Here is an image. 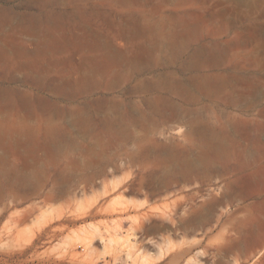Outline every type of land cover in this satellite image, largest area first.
<instances>
[{
    "label": "rangeland",
    "instance_id": "374dc122",
    "mask_svg": "<svg viewBox=\"0 0 264 264\" xmlns=\"http://www.w3.org/2000/svg\"><path fill=\"white\" fill-rule=\"evenodd\" d=\"M93 3L86 15H101L89 21L88 29L99 31L128 58L142 47L143 38L130 43L121 28L138 26L147 33L155 29L175 36L172 47L183 45L185 51L172 61L173 69L201 66L207 76L202 94L195 91L201 102L191 106L193 114L182 113L184 121L157 115L161 129L151 151L137 153L132 145L109 142L104 157H111L115 166L105 161L101 169H83V163L58 157L42 141L1 144V166L25 173L41 157L44 177L40 191L33 181L17 190L15 198L0 192V264H185L182 254L177 255L183 249H190V257L198 256L200 264H234L232 257L220 261L215 249L234 226L246 227L242 239L249 253L238 264H264V248L253 236L264 225V0ZM82 25L67 27L63 35L75 43L90 41ZM32 47L29 44L28 50ZM73 51L48 53L41 59L13 54L6 66L32 65L55 70V78L71 72L80 78L84 67L120 65L101 55L93 58ZM196 54L201 55L197 62ZM75 169L79 170L73 173ZM223 179L231 183L224 206L208 213L209 224L200 228L193 220L194 209L222 195L218 189ZM167 180L169 193L155 196L152 192L164 190ZM11 184L5 180L4 189ZM95 228L102 233H95ZM82 232L89 234L91 249L74 242ZM112 235L114 245L109 241ZM168 241L172 250L161 256L159 249ZM126 250L132 251L131 258Z\"/></svg>",
    "mask_w": 264,
    "mask_h": 264
},
{
    "label": "bare ground",
    "instance_id": "6f19581e",
    "mask_svg": "<svg viewBox=\"0 0 264 264\" xmlns=\"http://www.w3.org/2000/svg\"><path fill=\"white\" fill-rule=\"evenodd\" d=\"M93 1L98 0H0V145H25L42 141L58 157L73 163H83V169L94 166L100 168V163L105 161L115 166L111 157L107 160L104 157L109 142L124 147L132 145L137 153L142 149L151 151L157 142L154 136L160 127V123L155 120L157 115L164 117L166 114L170 120L184 121L182 113L193 114L195 109L191 106L200 104L201 98L197 94H202L203 80L207 76L202 74L201 66L173 69L172 61L185 51L183 45L172 47L177 42L175 36H168L166 31L159 33L155 29L147 33L138 26L132 30L121 28L130 43L143 38L142 47L133 49L135 55L128 58L123 50L105 39L99 31L88 29L89 21L100 14L86 15L87 6ZM105 1H115L123 6L134 0ZM81 23L85 25L82 27L86 30V36L91 37L90 41L75 43L65 36L67 33L63 35L67 27L78 28ZM29 44L33 45L32 51L28 50ZM71 48L74 49L72 54H91L93 58L101 55L103 60H113L120 65L84 67V75L80 78H75L74 72L55 78V70L38 69L32 65H23L18 69L6 66L13 54L21 58L34 55L41 59L48 53H69ZM200 57V54H196L193 60L197 62ZM25 71L29 73L26 77L17 76ZM183 75L189 76L182 78ZM12 109L16 110L15 114L8 115L7 112ZM42 161L39 157L31 169L24 173L17 168L1 166L5 158L0 157V192L15 198L17 190L24 189L25 183L33 181L36 182L35 189L40 191L44 177L40 165ZM8 179L13 187L5 190L7 186L4 183ZM222 182L218 189L222 192L221 196H215L211 202L194 209L193 220L197 221L198 227L206 229L209 224L208 213L224 206L223 198L231 183L226 179ZM170 188L171 182L167 180L164 190H154L152 193L155 196L167 194ZM228 212L226 210L221 214ZM245 230L244 226L228 228L224 243L215 246L217 254L222 256L220 261L232 257L234 264H238L248 257L242 239ZM94 232L102 233L98 228ZM82 233L83 236L78 233L74 236V242L88 248L91 238L88 233ZM253 236L258 241V247L264 248V225ZM109 241L113 245L117 242L113 235ZM171 250L172 244L168 241L159 249V254L165 256ZM125 253L128 258L132 257V251L126 250ZM178 254H182L185 264L201 263L198 256H189L190 249H183ZM177 255L172 256V259ZM142 261L147 262V259L143 258ZM257 264H262V260Z\"/></svg>",
    "mask_w": 264,
    "mask_h": 264
}]
</instances>
